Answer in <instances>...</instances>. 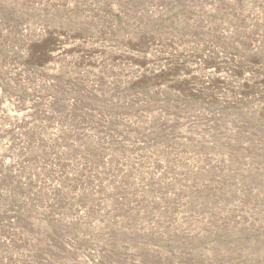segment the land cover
Wrapping results in <instances>:
<instances>
[{
	"label": "rangeland",
	"instance_id": "374dc122",
	"mask_svg": "<svg viewBox=\"0 0 264 264\" xmlns=\"http://www.w3.org/2000/svg\"><path fill=\"white\" fill-rule=\"evenodd\" d=\"M0 264H264V0H0Z\"/></svg>",
	"mask_w": 264,
	"mask_h": 264
}]
</instances>
